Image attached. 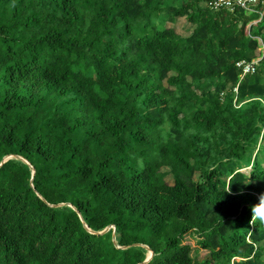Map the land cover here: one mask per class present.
Wrapping results in <instances>:
<instances>
[{"label":"trees","instance_id":"trees-1","mask_svg":"<svg viewBox=\"0 0 264 264\" xmlns=\"http://www.w3.org/2000/svg\"><path fill=\"white\" fill-rule=\"evenodd\" d=\"M213 1L0 0V264H264V3Z\"/></svg>","mask_w":264,"mask_h":264},{"label":"rangeland","instance_id":"rangeland-1","mask_svg":"<svg viewBox=\"0 0 264 264\" xmlns=\"http://www.w3.org/2000/svg\"><path fill=\"white\" fill-rule=\"evenodd\" d=\"M201 6L204 8H207L208 3L203 2V3H201ZM247 12L252 13V12H256V11H255V9H252V10L247 11ZM258 14H260L261 17L263 16L262 12H260V13L258 12ZM258 21L256 20V21L252 22L250 25H256L258 23ZM166 27L174 29L178 34H180L183 37H189L195 29V27L192 24H190L186 18H177L175 23H167ZM263 56H264V46L256 53V58L254 59L253 63L255 65H258L263 60ZM164 171L168 172V173L170 172V170L168 168L164 169ZM251 171H252L251 168H246L243 170V172L245 174H247L248 176L250 175ZM166 181L168 184L174 185V178L172 175L168 176L166 178ZM186 243H189L193 247V258L194 259L201 261V262L209 259V257H210L209 253L201 248L200 240L197 237L196 238H187L185 240V244Z\"/></svg>","mask_w":264,"mask_h":264},{"label":"built area","instance_id":"built-area-1","mask_svg":"<svg viewBox=\"0 0 264 264\" xmlns=\"http://www.w3.org/2000/svg\"><path fill=\"white\" fill-rule=\"evenodd\" d=\"M261 3H264V0H215L211 3H208V7L216 10L224 7L234 10L235 7L239 6L246 11H250L252 9H256ZM238 67L243 69V78L248 74L255 73L256 71V65L253 62H242L238 64Z\"/></svg>","mask_w":264,"mask_h":264},{"label":"water","instance_id":"water-1","mask_svg":"<svg viewBox=\"0 0 264 264\" xmlns=\"http://www.w3.org/2000/svg\"><path fill=\"white\" fill-rule=\"evenodd\" d=\"M13 158H15V157H7V158H5L4 161L2 162V164L0 165V167H2L6 162H8L9 160H11V159H13ZM16 158L21 159V160H24L23 158H20V157H16ZM24 161H25L28 165H30L26 160H24ZM30 166H31V165H30ZM34 175H35V171L33 172V176H34ZM62 206H64V205H58V206H52V207H62ZM70 207H72V206H70ZM87 227H88V226H86L85 228H87ZM87 229H89V228H87ZM111 229H114V242L117 243V237H116V235H115V233H116V229H115L114 227L108 228V229H106V230L103 231V232H98V233H96V232H92L91 230H90V232H91L92 234L103 235V234L109 232ZM136 247H144V248H146V249L149 251V254H148V256H147V260L145 261L146 263H144V264L151 263L152 259L154 258V255H155L154 252H153L152 250H150L147 246L137 245Z\"/></svg>","mask_w":264,"mask_h":264},{"label":"clouds","instance_id":"clouds-1","mask_svg":"<svg viewBox=\"0 0 264 264\" xmlns=\"http://www.w3.org/2000/svg\"><path fill=\"white\" fill-rule=\"evenodd\" d=\"M259 202L251 206L252 220L251 223L258 221L264 225V194L258 198Z\"/></svg>","mask_w":264,"mask_h":264}]
</instances>
